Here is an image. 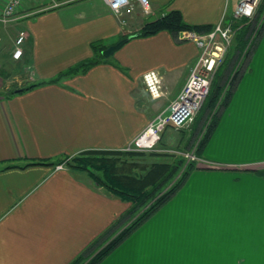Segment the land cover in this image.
<instances>
[{
  "label": "crops",
  "instance_id": "crops-1",
  "mask_svg": "<svg viewBox=\"0 0 264 264\" xmlns=\"http://www.w3.org/2000/svg\"><path fill=\"white\" fill-rule=\"evenodd\" d=\"M237 3L149 0L148 13L137 7L122 25L104 0H23L7 25L27 33L23 55L14 60L11 51L9 66L28 81L49 79L91 57L93 42L112 45L167 11L213 27L221 17L231 21ZM8 27L0 24V33ZM198 53L193 42L164 30L128 39L111 55L126 72L103 62L21 94L0 91V264H68L128 207L86 171L26 164L124 150L177 97ZM151 69L163 83L158 99L143 93L142 75ZM201 158L195 177L219 174L227 187L215 198L206 189V213L195 204L188 228L169 233L157 214L149 217L98 264H264V30ZM218 205L235 211L229 223L237 220L240 233L208 235L211 223L222 221Z\"/></svg>",
  "mask_w": 264,
  "mask_h": 264
},
{
  "label": "trees",
  "instance_id": "trees-1",
  "mask_svg": "<svg viewBox=\"0 0 264 264\" xmlns=\"http://www.w3.org/2000/svg\"><path fill=\"white\" fill-rule=\"evenodd\" d=\"M260 5L256 14L257 19L264 11V5H261V7ZM256 18L255 20L244 18L233 22L236 27L233 47L227 52L222 70L215 74L209 93L199 113L197 112L194 117L196 121V118L200 116V123L197 128L200 133L194 137L192 144L190 142L191 135L185 141V146L190 147L192 153L198 158H201L202 150L217 126L222 112L229 104L239 79L246 71L249 59L262 35L264 16L257 31H255V25L258 23ZM212 28V25L209 24L187 23L184 21L180 11L170 10L159 17L144 22L137 32L127 34L121 39L127 38L128 40L133 37H145L166 30L171 33L176 41L181 42L177 38V33L182 30L207 32ZM107 47L102 40L95 41L91 44L93 52L91 57L60 71L52 78L28 81L22 86L8 88L4 95L9 97L42 85L59 83L66 77L84 73L90 67L103 62L111 63L121 71L126 72L127 69L114 61L111 55L108 57L102 55V51ZM243 51L245 53L242 61L237 70L230 75L231 67ZM110 152L115 151H84L70 158L62 157L51 162L35 160L26 164L55 165L64 163L71 170L86 171L97 185L104 187L112 195L129 203L128 207L101 233L93 238L68 264H98L101 262L176 194L197 164L195 160H188L183 156H174L167 161L152 163L140 177L136 176L137 174H133L131 177L130 175H119L116 172L117 164L106 157V154ZM8 167L10 166L5 168ZM174 179L175 181H172Z\"/></svg>",
  "mask_w": 264,
  "mask_h": 264
},
{
  "label": "built area",
  "instance_id": "built-area-1",
  "mask_svg": "<svg viewBox=\"0 0 264 264\" xmlns=\"http://www.w3.org/2000/svg\"><path fill=\"white\" fill-rule=\"evenodd\" d=\"M262 0H238V3L232 12V19L228 21L224 17L213 26L210 31L197 32L182 30L177 33V38L181 41L193 42L198 50V56L190 67L189 76L183 84L177 97L169 106L157 114L148 124L146 130L139 134L127 147L131 150L151 149L160 138V133L167 127L180 128L192 121L194 115L202 107L210 90L211 83L222 63L224 56L233 43L236 32L234 21L240 19L255 20L256 11ZM23 0H0V24L7 26L15 19L17 8L22 5ZM110 10L119 18L123 10L132 9V3H137L141 9L148 13L150 11L149 0H104ZM264 12L255 25V31L258 30ZM27 33L19 30L11 58L18 60L23 55V43ZM1 44V35H0ZM245 51L239 55L231 67L232 75L239 66ZM142 82L148 95L152 99L162 97L165 92L162 79L159 73L154 70H148L142 75ZM188 160L197 158L192 152L185 154Z\"/></svg>",
  "mask_w": 264,
  "mask_h": 264
},
{
  "label": "rangeland",
  "instance_id": "rangeland-1",
  "mask_svg": "<svg viewBox=\"0 0 264 264\" xmlns=\"http://www.w3.org/2000/svg\"><path fill=\"white\" fill-rule=\"evenodd\" d=\"M132 9H125L122 12V15L119 17V22L124 25L126 24V17L128 12H132L134 10H137V7L141 9V7L137 3H132ZM259 7V6H258ZM258 11V8H257ZM256 11V14H257ZM264 12V11H263ZM262 16V15H261ZM261 16H259L257 20H260ZM8 27V26H5ZM18 29L14 28H5L4 33H0L1 35V44H0V91L4 93L8 88L11 89L12 87H19L28 82L30 77L25 73H17L11 67L9 66V53L13 50L14 47V40L16 39V36L18 34ZM233 44L230 46V48L233 47ZM228 49V51L230 50ZM255 50V48H254ZM253 50V52H254ZM227 51V52H228ZM226 56V55H225ZM225 56L223 58L222 63L219 65L217 72H220L222 70V67L225 62ZM157 71V70H156ZM158 72V71H157ZM189 76V73L187 75V78ZM25 77H28V80H26ZM215 77V76H214ZM186 78V80H187ZM214 79V78H213ZM185 80V82H186ZM163 84V83H162ZM7 85V88H5ZM144 85V84H143ZM6 89V90H5ZM145 89V88H144ZM143 93H146V90H143ZM199 113V111H198ZM223 113V112H222ZM197 115V113L194 115V117ZM194 117L192 121L187 123L185 126L180 128H173L172 130L166 131L168 128H165L160 133V138L156 142V144L151 149H144V150H131L127 149V147L122 151H115L110 152L106 154V157H108V160L114 161L117 164L116 172L119 173V175H136L140 177L142 173L150 167V165L154 162H162L167 161L171 159V157L174 156H183L185 157V154L188 152H192L190 150V147L185 146V141L188 140L190 137V142L194 141V137H196L200 132L197 130L198 124L200 123V116L196 118V121H194ZM222 118V114H221ZM148 126V125H147ZM142 132H144L147 128ZM196 130V132H195ZM172 131V132H170ZM140 133V134H141ZM170 133V136H166ZM191 135V136H190ZM190 136V137H189ZM189 137V138H188ZM170 157V158H169ZM196 157V156H195ZM195 160L196 163L203 160L202 158H198ZM216 158H219L216 156ZM205 162V161H204ZM206 164V162L204 163ZM213 165V163H210ZM219 166H222L218 164ZM56 169H61L66 164L64 163H58L54 165ZM201 169L195 166V168L189 173L186 181L182 185V187L179 189V191L169 200L163 208L161 207L154 215L157 214L158 217H160L159 221L162 222V226L164 230H166L167 233H169L171 230L174 232L179 229L180 226H182V230H186V227L188 228L189 222L187 219L188 214H192V208L195 204H200L195 206L194 208L198 209L199 215H204L206 213V210L203 211V205L208 204L207 202H204L202 200H205L208 196L207 190L209 189V196L210 198L214 197V195L217 194L218 188L222 190V193L227 190L226 187V181H221L224 179V177H221L219 174H215L212 177H201L196 178L195 177V171ZM210 169V168H208ZM214 169V170H213ZM223 168H212L211 170L207 171H218ZM226 171V170H224ZM220 172V171H218ZM229 172V171H227ZM178 177V176H177ZM176 177V178H177ZM172 181H175L172 180ZM202 182L203 185H205L204 188H201L197 185V183ZM223 183V185H222ZM171 184V183H170ZM222 186V187H221ZM184 187V188H183ZM196 187H199L200 189H197ZM183 188V189H182ZM233 192H234V185L232 186ZM208 197L207 200L210 199ZM215 198V197H214ZM180 200V201H178ZM178 201V202H177ZM192 204V205H191ZM191 205V206H189ZM189 208L186 210V208ZM162 214H161V211ZM194 209V212L196 211ZM160 211V212H159ZM217 215H220L221 222H218L217 227L214 226L213 223L212 226L208 229V235L211 236L213 239H222L223 235L228 231L232 232V237L236 233H240L241 228L239 224H235V221H232V223H229L230 219H233L234 217L230 215L235 213V211H228L227 208H220L219 205L214 210ZM167 213V214H166ZM193 214V215H198ZM170 216L174 217V220L165 222L166 219H169ZM178 216V217H177ZM151 219V218H150ZM157 221V218H154V222ZM202 225V224H201ZM202 235L199 239H201ZM230 246H232V243H229Z\"/></svg>",
  "mask_w": 264,
  "mask_h": 264
},
{
  "label": "water",
  "instance_id": "water-1",
  "mask_svg": "<svg viewBox=\"0 0 264 264\" xmlns=\"http://www.w3.org/2000/svg\"><path fill=\"white\" fill-rule=\"evenodd\" d=\"M127 41V38L121 39L117 41L116 43L109 45L106 49L102 51V55L104 57H108L112 55L117 49H119L125 42Z\"/></svg>",
  "mask_w": 264,
  "mask_h": 264
}]
</instances>
